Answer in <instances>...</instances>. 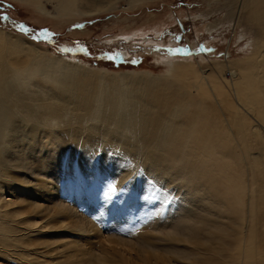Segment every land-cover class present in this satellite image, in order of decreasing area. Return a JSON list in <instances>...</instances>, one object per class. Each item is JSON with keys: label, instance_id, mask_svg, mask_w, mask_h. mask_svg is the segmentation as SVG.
<instances>
[{"label": "rangeland", "instance_id": "374dc122", "mask_svg": "<svg viewBox=\"0 0 264 264\" xmlns=\"http://www.w3.org/2000/svg\"><path fill=\"white\" fill-rule=\"evenodd\" d=\"M83 1L76 0V7L63 13L57 0H0V30L31 44L33 52L74 57L106 73L163 75L170 64L162 63L160 57H177L176 62L183 63L190 57L195 70L186 71L195 76L183 85L191 94L201 89L211 92L208 82L213 84L210 77L217 73L213 66L198 64H225L246 55L247 36L240 39L241 28L234 32L232 22L224 20L228 0H90L97 7L88 12L81 9ZM218 20L222 22L209 29ZM204 57L207 62L200 61ZM223 76L225 72L218 70L217 81ZM34 81L40 87L32 93L35 98L43 102L46 90L61 97L52 82L42 77ZM225 84L229 89L228 78ZM40 109L23 122L15 119L17 133L7 139L27 167L20 171L18 183H12L13 196H3L11 202L1 207L8 214L0 216V264H69L81 255L86 260L79 264H126L123 260L161 264L155 259L159 255L172 257L174 263L189 261V246L174 244L177 241L167 234L184 230L181 224L188 210L199 206L215 216L214 206L222 201L218 195L213 197L220 177H215L214 165L203 163L199 156L197 131L170 129L167 145L159 147L151 138L159 137L158 131H119L109 121V113L98 116L94 108L81 123L73 119L70 123L66 109H52L55 117L49 122L48 112L44 113L48 109ZM24 122L26 131H21ZM9 158H14L11 150ZM211 200L215 201L211 206L203 205ZM63 210L72 218L54 215ZM228 211L226 205L218 208L222 217ZM43 216L49 219L42 222ZM60 221L83 225L87 231H66L59 227ZM109 240L125 243L115 246ZM170 245L179 251L172 252ZM150 253L153 259H148Z\"/></svg>", "mask_w": 264, "mask_h": 264}, {"label": "bare ground", "instance_id": "6f19581e", "mask_svg": "<svg viewBox=\"0 0 264 264\" xmlns=\"http://www.w3.org/2000/svg\"><path fill=\"white\" fill-rule=\"evenodd\" d=\"M57 1L63 13L71 12V8L77 4L76 0ZM228 1V17H224V20L232 22L234 32L241 28L238 32L240 39L247 36L244 42L247 51L243 58L235 61L226 60L225 64L216 61H210L205 65L198 64L200 67L213 66V70L217 72L210 77L213 84L208 82L211 92L201 89L191 94L183 85L190 77L195 76L194 73L188 74L186 71L195 70L190 57L184 58L190 59L188 61L190 63L176 62L177 57L171 56L170 59L160 57L162 63L170 64L163 75L149 72L106 73L105 70L100 68L95 70L94 67L74 57L54 55L46 57L33 52L31 44L0 30V155H2L0 216L5 217L8 214L7 211H2L1 207L4 203L11 202L9 198L3 196L5 194L13 196L12 183L14 181L18 183L20 171L27 167L23 166L26 162L20 160L17 151L11 148L7 140L8 138L12 140V136L17 133L14 120L20 119L23 122L27 116L40 111L42 107L48 109L44 113L48 112L46 117L49 122L55 117L52 109L57 111L66 109L71 118L70 123L74 121L81 123L79 120H84V117L92 114L91 112L94 113V108L98 116L109 113V121L116 124L119 131L123 128L137 130L140 134L149 128L158 131L160 136L151 138L159 147L167 145L165 136L170 135L168 134L170 129H173V132L197 131L198 142L201 144L199 156L203 163L204 161L206 164L212 163L215 177L217 179L220 177V180H217L221 182L220 186L216 184L213 197L218 195L222 201H218L219 203L214 206L215 216L208 212L209 209L193 207L183 217L186 219L181 224L184 230L173 231L172 235L166 233L169 239L177 241L174 244L189 246L188 250L186 249L190 255L189 261L174 263L172 257L165 255L155 256V259L162 261L163 264H264V0ZM92 4V1L85 0L81 9L84 12L92 11L97 7ZM210 10L203 14L210 13ZM217 22L222 21H215L209 25V29L215 27ZM13 55L14 58L11 57ZM203 60L207 62L206 58L200 59L201 62ZM218 70L224 71L226 75L219 82ZM36 77L52 82L57 89L59 88L61 97L53 96L51 90H46L43 102L40 97L35 98L32 93L40 88L35 86V81L33 82ZM226 78L229 81V89L225 84ZM194 88L199 89V85H195ZM51 98L60 101H50ZM104 117L107 118V115L102 118ZM174 118L185 121L173 122ZM28 120L35 121V118ZM67 121L66 119L65 123ZM105 123L108 125L107 121ZM26 127V122L22 123V130L18 126L21 131H26ZM10 150L14 157L11 159ZM2 180L12 185L10 183L4 185L1 183ZM44 183L47 182L44 180ZM214 202L211 200L210 203L206 202L203 205L209 207ZM222 205L229 209L224 217L218 212ZM54 215L72 218L67 216L64 210ZM48 219L49 216H43L41 221L45 222ZM59 223V227L66 231L80 233L87 231L83 225L73 227L69 222ZM163 240L167 243L166 239ZM109 241L115 246L117 243L118 245L125 243L119 240ZM176 245L169 246L172 247V252L179 251ZM111 248L113 245L109 249ZM109 253L112 252H108V256L112 257L110 255L113 253ZM150 255L153 254H147V257ZM85 260L86 257L81 255L69 264H79ZM123 262L129 264L127 261Z\"/></svg>", "mask_w": 264, "mask_h": 264}]
</instances>
